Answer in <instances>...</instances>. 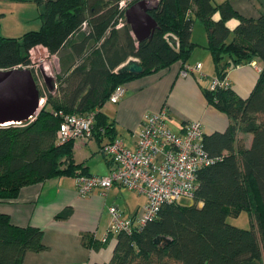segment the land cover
Returning <instances> with one entry per match:
<instances>
[{
  "label": "trees",
  "instance_id": "1",
  "mask_svg": "<svg viewBox=\"0 0 264 264\" xmlns=\"http://www.w3.org/2000/svg\"><path fill=\"white\" fill-rule=\"evenodd\" d=\"M4 1H33L44 8L39 30L21 38L0 36V71H30L45 103L30 122L0 126V201L15 200L23 188L50 179L91 176L87 166L75 163V142H58L60 113L98 111L94 138L100 144L116 140L115 124L102 112L111 95L136 79L179 62L187 64L198 46L192 33L199 20L207 32L215 78L222 81L230 69L255 60L263 70L246 99L232 88L203 90L206 102L230 121L224 133L203 139L209 154L222 159L199 173L192 205H165L142 231L117 234L113 258L106 264H264V17L245 18L228 0H160L149 11L157 29L139 43L126 11L144 0L130 2L125 9L120 7L122 0ZM232 20L237 21L233 31L228 26ZM170 34L179 41L171 44ZM38 46L57 57L60 65L56 80L44 85L32 67L31 51ZM130 59L142 68L140 73L119 69ZM240 133L253 137L250 146ZM244 212L251 229L228 223V218ZM71 214L68 209L56 218ZM111 239L103 243L88 234L82 242L99 250ZM47 250L42 229L14 226L0 214V264H24L28 253Z\"/></svg>",
  "mask_w": 264,
  "mask_h": 264
},
{
  "label": "crops",
  "instance_id": "2",
  "mask_svg": "<svg viewBox=\"0 0 264 264\" xmlns=\"http://www.w3.org/2000/svg\"><path fill=\"white\" fill-rule=\"evenodd\" d=\"M219 1L221 3L226 0ZM228 1L233 9L245 18L264 17V0ZM195 29L196 25L192 41L198 46L187 64L179 62L168 69L124 85L125 92L120 102L108 103L102 109L108 117V122L115 124L116 138L121 139L126 147H136L134 134L142 128L146 116L164 109H167L168 113L167 123L176 134H184L186 127L195 121L202 123L204 136L224 133L229 128V118L210 106L204 97L203 90L209 87L216 76L215 66L206 49V29L200 38L196 37ZM198 64L202 65L200 71H193L188 77L181 75L186 66L195 68ZM262 70L263 64L255 60L249 65L230 69L227 80L237 95L246 99L256 86ZM201 73L205 75L204 78L200 77ZM43 102L45 103V99L40 101L41 108ZM101 130L103 129L101 128L100 132ZM239 138L246 146H250L253 139L251 135L243 133H240ZM106 142L108 140L100 144L96 138L89 142H75V163L87 166L90 175H109L112 165L101 151ZM76 179L77 177L50 179L23 188L15 200L0 201V214L7 215L14 226L35 227L44 232V243L48 250L42 253H28L24 264L109 263L113 258L117 234L111 235L109 245L99 250L86 248L82 242L84 236L91 234L102 242L113 222L110 212L112 207L117 208L123 218L131 219L136 214L138 216L141 209L144 211L148 203L143 192H135L146 198V205L126 217L118 201L121 196L120 189L125 187L117 185L104 196L96 191L88 197H81L77 192ZM68 209L72 210L69 218H56Z\"/></svg>",
  "mask_w": 264,
  "mask_h": 264
},
{
  "label": "built area",
  "instance_id": "3",
  "mask_svg": "<svg viewBox=\"0 0 264 264\" xmlns=\"http://www.w3.org/2000/svg\"><path fill=\"white\" fill-rule=\"evenodd\" d=\"M133 1L137 0H122L121 9ZM147 1L158 3L160 0ZM167 38L171 44L178 42L169 35ZM201 69V64L195 68L186 66L181 75L188 77L191 72ZM200 77L205 75L201 73ZM218 87L227 90L231 85L227 78L222 81L214 78L208 88L214 90ZM124 92V86L118 87L106 104L119 103ZM97 112L87 115L60 113L63 121L57 133L58 142L94 139ZM167 117V109L148 114L142 128L134 134V149L126 147L121 139L105 144L101 150L113 161L109 175L77 176V192L81 197H88L96 191L104 196L117 185L147 196L148 203L135 220L123 218L115 207L110 209L113 222L102 242L114 234L142 231L165 205L181 204L184 199L193 201L199 189V173L222 159L221 156H211L206 150L201 122H191L184 134H176L169 128Z\"/></svg>",
  "mask_w": 264,
  "mask_h": 264
},
{
  "label": "rangeland",
  "instance_id": "4",
  "mask_svg": "<svg viewBox=\"0 0 264 264\" xmlns=\"http://www.w3.org/2000/svg\"><path fill=\"white\" fill-rule=\"evenodd\" d=\"M217 1L220 2L219 0ZM156 4L155 2L151 4V6H155ZM43 12L44 8L38 7L33 1L18 4V2L0 0V36L21 38L26 32L39 30L42 25L39 16ZM216 18L218 19L219 16L217 15ZM228 25L233 31L237 25V21L233 20L229 22ZM195 31L197 38L202 37L203 33L205 34V27L202 21L197 20ZM169 36L174 39L177 38V41H179L177 36L173 34ZM133 37L135 38L134 34ZM31 57V59L35 61L33 64L41 85H44L47 80H51V82L56 80V76L60 73V65L57 57L50 55L45 48H35L31 51ZM129 61H134V59H130ZM40 109L41 107L39 110ZM120 191L121 196L118 201L121 206L120 208L125 211L126 217L133 215L137 208L141 209L145 207V197L126 188H122ZM192 202V200L184 199L181 205L190 206ZM199 206L202 207V204H199ZM141 212L142 209L138 214ZM250 220L248 213L244 212L239 218H228V223L238 228L249 230L251 229Z\"/></svg>",
  "mask_w": 264,
  "mask_h": 264
},
{
  "label": "water",
  "instance_id": "5",
  "mask_svg": "<svg viewBox=\"0 0 264 264\" xmlns=\"http://www.w3.org/2000/svg\"><path fill=\"white\" fill-rule=\"evenodd\" d=\"M152 2L141 1L126 11L127 23L139 43L149 39L157 23L149 15ZM123 71L140 73L142 68L135 61ZM41 96L30 71H0V126L22 125L33 120L40 108Z\"/></svg>",
  "mask_w": 264,
  "mask_h": 264
}]
</instances>
